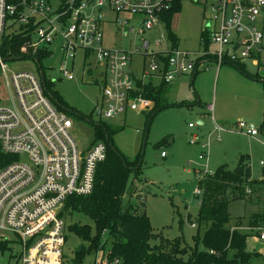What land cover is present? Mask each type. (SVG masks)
<instances>
[{
  "label": "built area",
  "instance_id": "built-area-1",
  "mask_svg": "<svg viewBox=\"0 0 264 264\" xmlns=\"http://www.w3.org/2000/svg\"><path fill=\"white\" fill-rule=\"evenodd\" d=\"M182 1L0 0V69L11 91L10 100L0 104V231L19 237L21 264H62L66 225L58 215L69 197L92 194L97 167L106 160L107 148L99 142L80 149L71 135L73 120L46 97L40 70L39 75L9 71L2 54L5 39L18 38L21 56L33 60L37 68V56H50L59 40L61 72L68 80L75 79L78 53L83 54L84 70L94 57L103 83L98 105L102 121L127 111L149 113L155 102L143 95L139 81L147 85L159 79L169 85L179 76L207 71L213 64L217 70L226 64H243L264 49V0H212L210 4V0H193L207 8L198 52L174 48L170 42L165 51L155 52L146 40L130 49L105 45V8L117 15L115 24L121 34L144 39L145 34L161 28L163 14ZM154 46L159 47L160 40ZM135 55L143 58L137 71L131 69ZM87 71L93 73V68ZM213 111L208 106V112ZM237 130L241 135L259 136L257 129L244 122L237 124ZM213 131L221 141V134L232 130L214 120ZM197 143L194 137L191 144ZM22 157L27 161H20ZM251 232L264 247V221Z\"/></svg>",
  "mask_w": 264,
  "mask_h": 264
},
{
  "label": "rangeland",
  "instance_id": "rangeland-1",
  "mask_svg": "<svg viewBox=\"0 0 264 264\" xmlns=\"http://www.w3.org/2000/svg\"><path fill=\"white\" fill-rule=\"evenodd\" d=\"M212 0L209 1V4ZM181 10L175 12L172 18L171 31L179 40V49L198 52L202 49L201 36L207 8L202 2L183 0ZM108 20L105 29V45L109 48L140 47L144 40L148 41L155 52H163L170 47L169 32L165 25L147 33L141 39L138 36L121 34L115 24L117 15L109 8L104 10ZM133 19L135 23L136 19ZM259 21H256L258 24ZM137 24V23H136ZM160 40V46L154 42ZM57 40L52 48V54L42 61V69L50 89L56 92L64 103L79 112L82 117L70 115L74 122L71 135L81 150L86 149L94 140L93 123L100 121L98 105L102 98V76L100 69H95V58L91 57L86 69H83V54L78 53L74 62V80L64 78L61 72L63 54ZM154 46V48H153ZM264 64V49H263ZM142 56L135 55L132 65L137 71L142 64ZM9 71L30 72L39 75L37 65L31 59L6 60ZM246 71L252 75H263L262 70L254 66V61L244 63ZM93 68L88 73L87 68ZM139 74V73H138ZM10 76V72L8 73ZM192 75L176 78L168 85L162 96L161 104L167 107L152 121L147 123L148 113L127 111L125 114L107 121L121 131L116 136V143L122 153L131 161L141 158L142 167L136 184L143 190L144 200L134 199L140 205L144 202L154 232L162 234L164 239L183 240L189 249L195 247L194 237L198 234L197 217L199 213V198L197 194L199 181L205 173H214L221 166L235 169L240 156L250 158L253 180L258 183L251 187L252 193L245 199L231 203L229 212L232 226L242 220L239 231L249 235L247 251L257 253L258 258L252 264H264L263 243L251 232L249 218L252 215L264 214V92L262 84L242 74L232 66H224L217 73L216 66L202 71L192 84ZM11 91L7 79L0 69V104L9 101ZM208 106L214 109L208 112ZM222 127L232 132L221 134V141L214 133L212 118ZM198 121L204 123L199 126ZM246 123L258 130L256 139L236 132L237 124ZM194 125L191 129L189 126ZM228 126V127H226ZM213 128V130H212ZM197 135L198 143L190 142ZM201 143L208 145L203 149ZM205 153V157L203 156ZM165 153L166 157H162ZM27 161L26 157L20 161ZM136 178L132 175V180ZM131 180V181H132ZM60 215V214H59ZM58 217L60 218V216ZM76 220L82 224L92 225L84 215L76 214ZM69 220L66 224L68 226ZM205 226L201 227L200 236L204 234ZM93 233V231H92ZM68 240L63 253L66 259L62 264H73L75 252L81 247H89L88 242L81 240L74 233L67 232ZM0 239L10 242V250L0 254V264H16L12 257L22 253L19 237L11 231H0ZM110 245L98 253L88 255L83 264H107ZM200 249L201 246H200Z\"/></svg>",
  "mask_w": 264,
  "mask_h": 264
},
{
  "label": "trees",
  "instance_id": "trees-1",
  "mask_svg": "<svg viewBox=\"0 0 264 264\" xmlns=\"http://www.w3.org/2000/svg\"><path fill=\"white\" fill-rule=\"evenodd\" d=\"M180 10L181 5L175 4L171 12L163 14V23L169 32L168 40L174 48H178L179 40L171 31V23L174 13ZM20 47L18 38L7 37L2 51L4 58L29 59L21 56ZM47 56L49 55L41 53L36 60L42 65ZM231 66L260 82L264 92V78L258 74L252 75L243 64ZM197 75L198 73L194 74L193 79ZM49 85L45 78L44 93L57 110L67 116L70 114L77 118L82 117L79 112L68 107ZM167 86L163 82L158 87L150 82L147 85L138 82L143 95L155 102V107L147 115L149 126L167 108L161 104L162 94ZM120 131L121 128L106 121L93 123L94 140L91 146L103 143L107 148V158L97 167L92 194L69 197L60 212L59 216L66 225V242L67 232L70 231L89 244L88 248L81 247L75 252L73 264H83L86 256L104 250L108 244L110 249L107 264H114L116 260L118 264H252L259 257L257 253L247 251L249 235L239 231L242 220L232 226L229 212L231 203L245 199L252 193L251 187L258 183L253 180L249 156H240L235 169L221 166L214 173H205L199 181V232L194 237L195 247L189 249L180 238L170 241L164 239L162 234L154 232L144 202L141 201L140 205L133 202L142 192L136 184L142 160L138 158L131 161L122 153L116 143V136ZM133 174L136 176L134 181ZM76 214L86 216L92 225L76 220ZM67 220L70 223L68 226ZM263 221L264 214L252 215L249 226L258 227ZM202 226H205V232L200 236ZM9 244V241L0 239V254L10 250ZM12 258L16 260V264H21L22 254ZM65 259L63 254L62 263Z\"/></svg>",
  "mask_w": 264,
  "mask_h": 264
},
{
  "label": "crops",
  "instance_id": "crops-1",
  "mask_svg": "<svg viewBox=\"0 0 264 264\" xmlns=\"http://www.w3.org/2000/svg\"><path fill=\"white\" fill-rule=\"evenodd\" d=\"M250 60H252V61H254V66L256 67V68H258V70L260 71V70H262L263 72H264V64H262L261 63V61L263 60V53H261L256 59H250ZM245 63V62H244ZM243 63V65L245 66V68H246V65ZM224 66H231L230 64H226V65H224ZM224 66H222V67H224ZM212 67H214V64L212 65ZM222 67L220 68V70L222 69ZM217 70V69H216ZM220 70H217V73L220 71ZM200 72H202V71H197V72H195V73H191V74H188V75H192L193 77H194V74H196V73H200ZM138 73H140V72H137V74ZM139 75V74H138ZM258 75L259 76H261L262 78H264V74L263 75H260L259 73H258ZM198 76V75H197ZM179 77H181V76H179ZM196 79V78H195ZM195 79H192V82L194 81L195 82ZM194 82H193V85H194ZM151 83L155 86V87H158V86H160V84H161V82H160V80L159 79H153L152 81H151ZM172 84V83H171ZM170 85V84H169ZM168 88V86L164 89V91H163V94H162V96H164V93H165V90ZM214 112V111H213ZM214 118V117H213ZM214 120L215 119H212V125H213V128H214ZM197 124L199 125V126H204V123L203 122H201V121H198L197 122ZM228 126H230L231 127V125H228ZM228 126H226V127H228ZM229 127V128H230ZM195 128V127H194ZM213 128H212V130H213ZM191 129H193V128H191ZM230 132H232V131H229V132H227V133H230ZM233 133V132H232ZM193 137H198L197 135H194ZM249 137V136H248ZM250 138H253V137H250ZM256 138H258V137H256ZM256 138H253V139H256ZM191 143V142H190ZM91 146V144L87 147V148H89ZM141 189V188H140ZM142 190V189H141ZM143 191V190H142ZM142 192H141V194L137 197L139 200H140V197H142ZM143 198V197H142Z\"/></svg>",
  "mask_w": 264,
  "mask_h": 264
},
{
  "label": "water",
  "instance_id": "water-1",
  "mask_svg": "<svg viewBox=\"0 0 264 264\" xmlns=\"http://www.w3.org/2000/svg\"><path fill=\"white\" fill-rule=\"evenodd\" d=\"M37 64H38V69L40 70V76H41L42 82L45 85V76H44V73L41 70V65L39 63H37ZM140 200H144V199L142 197H140Z\"/></svg>",
  "mask_w": 264,
  "mask_h": 264
}]
</instances>
